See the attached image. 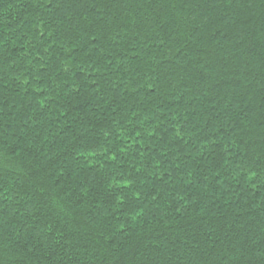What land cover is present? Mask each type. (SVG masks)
I'll use <instances>...</instances> for the list:
<instances>
[{
	"label": "trees",
	"instance_id": "trees-1",
	"mask_svg": "<svg viewBox=\"0 0 264 264\" xmlns=\"http://www.w3.org/2000/svg\"><path fill=\"white\" fill-rule=\"evenodd\" d=\"M0 264H264V0H0Z\"/></svg>",
	"mask_w": 264,
	"mask_h": 264
}]
</instances>
